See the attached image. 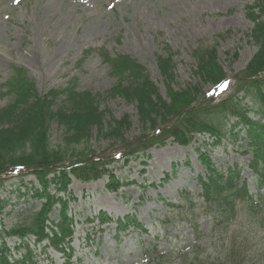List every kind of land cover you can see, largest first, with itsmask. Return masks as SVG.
I'll return each mask as SVG.
<instances>
[{"label":"rangeland","instance_id":"obj_1","mask_svg":"<svg viewBox=\"0 0 264 264\" xmlns=\"http://www.w3.org/2000/svg\"><path fill=\"white\" fill-rule=\"evenodd\" d=\"M253 3L254 0H0V90L13 78V67L25 69L41 95L75 82L80 92L98 96V109L105 117H129L131 128L125 139L134 143L139 137L135 107L119 97L107 96L116 81L97 51L126 54L138 61L167 100L155 61V56L163 54L167 47L176 54L172 58V90L199 86L205 97H200L197 105L211 108L228 96L242 98V92L236 91L237 81L257 51L248 37L253 23L246 16L247 7ZM210 47L216 49L218 64L230 82L226 92L219 88L211 99L206 94L213 85L197 78L193 58L194 51ZM8 102V98L0 97V109ZM232 122L228 119L227 126ZM49 135L53 147L61 144L56 125L50 128ZM91 136L96 154L104 159L110 156L106 162L111 163L106 168L120 187L116 192L109 190L107 175L91 183L71 178L69 195L58 194L70 199L67 214L74 225L70 264H157V255L167 256V264H179L184 254L191 258L197 253L200 258L211 259L219 254L224 241L219 231L212 236L209 217L198 210L202 200L197 180L205 178L200 154H205L217 170L226 172L236 166L251 194L257 192L255 176L248 168L251 155L240 147L245 137L242 131L236 141L225 139L216 146L211 145V139L194 134L189 146L169 139L162 147L154 146L133 156L119 144L97 141L95 131ZM2 179L0 229L6 230L21 223L28 210H38L42 200L30 199L32 190L40 187L31 174L22 171L15 176L10 170ZM49 190L55 193L52 187ZM185 192L196 207L192 214L197 219L199 239L189 223L178 221L168 206L183 205L181 197ZM58 208L54 207L50 221L58 220ZM100 212L112 222L100 226ZM126 215H133L144 231L133 225L124 233L118 231L115 222L123 221ZM241 222H237V231L251 233V244L260 249L264 260V231L255 237L254 228H240ZM15 242L6 239L12 248L11 257L19 258L23 251L14 249ZM228 243L227 240L224 246ZM28 246L37 264L66 263L67 258L46 242L36 245L28 238Z\"/></svg>","mask_w":264,"mask_h":264},{"label":"trees","instance_id":"obj_2","mask_svg":"<svg viewBox=\"0 0 264 264\" xmlns=\"http://www.w3.org/2000/svg\"><path fill=\"white\" fill-rule=\"evenodd\" d=\"M247 11V19L253 23L248 37L257 51L237 81L239 87L236 91L242 92V98L229 96L211 108L197 105L198 99L203 98L199 86L172 90V58L176 54L167 47L163 54L155 56L167 100L160 95L138 61L126 54L97 51L116 81L107 96L119 97L135 107L139 137L134 143L125 139L131 128L129 117H105L98 109V96L80 92L75 82L41 95L25 69L12 68L13 78L0 90V97L9 99L0 109V190L4 187L2 177L9 170L26 169L40 185L39 189L32 190L30 199L42 202L38 210H28L21 223L6 230L0 229V264H37L29 249L28 238H32L36 245L46 242L48 247L67 258L65 264H70V243L74 233L73 219L67 214L70 199L65 200L58 194L69 195L71 178L91 183L107 175L109 190L116 192L120 187L119 181L106 168L111 163L106 162L109 159H99L91 144L93 131L97 141L119 144L132 156L154 146L162 147L169 139L178 145L189 146L195 133L208 136L216 146L225 139L236 141L242 131L245 137L241 139L240 147L244 149L243 153L251 155L248 168L255 174L256 189H264V78H259L264 74V0H254ZM193 58L196 62L194 73L200 81L215 86L225 78L214 47L194 51ZM228 119H233L229 126ZM53 125L61 132V144L56 147L51 145L49 135ZM136 143L137 146L133 147ZM199 157L205 178H198L201 187L198 196L202 200L198 210L209 217L212 236L219 231L224 242L221 252L212 259L200 258L197 253L191 258L184 254L180 256L179 264H264L260 249L251 244V233L237 231V222L242 221L240 228H254L252 235L255 237L263 233L264 193H257L254 198L245 182H241V173L236 166L223 172L217 170L205 154ZM26 189L29 190L28 186ZM182 201L183 205L168 206L173 208L178 221L189 223L199 239L197 219L192 214L196 209L194 202L186 193L182 195ZM55 206L59 207L58 220L52 222L50 217ZM185 209L190 214H185ZM98 219L99 225L110 221L104 213H100ZM116 224L124 232L129 225L142 228L131 216ZM9 238L16 240L14 249L23 251L19 258L11 257L12 248L6 244ZM227 240L229 243L225 247ZM168 260L165 255L156 257L157 264H167Z\"/></svg>","mask_w":264,"mask_h":264}]
</instances>
